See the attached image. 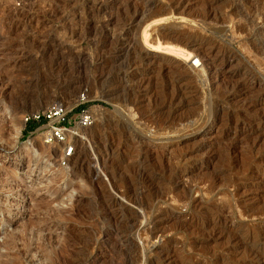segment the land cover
Segmentation results:
<instances>
[{
    "label": "rangeland",
    "instance_id": "obj_1",
    "mask_svg": "<svg viewBox=\"0 0 264 264\" xmlns=\"http://www.w3.org/2000/svg\"><path fill=\"white\" fill-rule=\"evenodd\" d=\"M84 87L62 165L23 113ZM0 264H264V0H0Z\"/></svg>",
    "mask_w": 264,
    "mask_h": 264
},
{
    "label": "built area",
    "instance_id": "obj_2",
    "mask_svg": "<svg viewBox=\"0 0 264 264\" xmlns=\"http://www.w3.org/2000/svg\"><path fill=\"white\" fill-rule=\"evenodd\" d=\"M199 64L198 57L192 59ZM92 99L89 89L82 88L70 103L65 99L50 101L45 106L29 109L23 113L25 127L33 124L30 132L41 135L44 143L51 144L62 165L69 164L73 158L78 144H90L88 133L97 118L96 111L90 106Z\"/></svg>",
    "mask_w": 264,
    "mask_h": 264
},
{
    "label": "bare ground",
    "instance_id": "obj_3",
    "mask_svg": "<svg viewBox=\"0 0 264 264\" xmlns=\"http://www.w3.org/2000/svg\"><path fill=\"white\" fill-rule=\"evenodd\" d=\"M150 26V25H149ZM148 26V27H149ZM158 27H160V25L158 26ZM157 28V27H156ZM161 29V28H160ZM148 32H147V29L145 30V38L147 39V37H148ZM169 34V33H168ZM168 34L166 35L165 33H163L162 34V36H165L166 35V37L168 36ZM161 35V34H160ZM170 36H171V34H170ZM172 37V36H171ZM174 37V36H173ZM159 41V40H158ZM148 44V43H147ZM148 46H149V48H151V50H159V51H165V52H168V53H171V54H173V55H175V56H177V57H181V59L183 58V60H184V63L185 64H187V65H189L191 68H195L196 66H198V65H200V62H201V60L199 59V64H194L193 62H192V58H191V55L193 54L192 52H189L188 50H185V49H183V48H176L175 46H160V47H154V46H152V45H149L148 44ZM213 48V47H212ZM211 50V49H210ZM210 50H209V52H210ZM216 52V51H215ZM214 52V54H216ZM219 52V51H218ZM209 54V53H208ZM212 55V54H211ZM216 56H217V54H216ZM211 58H213V57H211ZM214 59V58H213ZM213 59H210L211 60V65H212V68L213 67H215V66H213L214 64H213V62H214V60ZM216 59V58H215ZM184 64V65H185ZM202 64V63H201ZM204 68V67H203ZM217 68V67H216ZM215 69V68H214ZM182 70V69H181ZM216 71V70H215ZM218 72V71H217ZM219 73V72H218ZM31 140V142L29 143V144H32V142H33V140L32 139H30ZM47 144V143H46ZM49 145V144H48ZM156 228V227H155ZM155 230V229H154ZM102 262V261H101Z\"/></svg>",
    "mask_w": 264,
    "mask_h": 264
},
{
    "label": "trees",
    "instance_id": "obj_4",
    "mask_svg": "<svg viewBox=\"0 0 264 264\" xmlns=\"http://www.w3.org/2000/svg\"><path fill=\"white\" fill-rule=\"evenodd\" d=\"M34 127L33 124L27 125V127L24 128V136H27L30 130Z\"/></svg>",
    "mask_w": 264,
    "mask_h": 264
}]
</instances>
